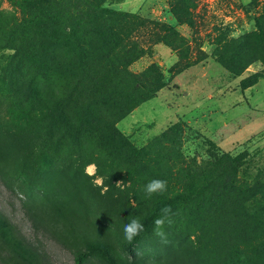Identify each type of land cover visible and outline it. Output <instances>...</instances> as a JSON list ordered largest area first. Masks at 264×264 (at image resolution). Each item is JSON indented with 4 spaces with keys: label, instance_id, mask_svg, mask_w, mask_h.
<instances>
[{
    "label": "rangeland",
    "instance_id": "1",
    "mask_svg": "<svg viewBox=\"0 0 264 264\" xmlns=\"http://www.w3.org/2000/svg\"><path fill=\"white\" fill-rule=\"evenodd\" d=\"M171 5L176 12L188 10L183 18L192 25L178 22ZM104 6L172 26L185 40L177 53L151 43L144 30L137 42L146 52L128 66L139 75L155 64L166 83L113 123L133 149H145L151 159L132 163L125 148L113 152L94 135L71 131L62 114H22L21 95L0 92V217L17 245L38 255L30 264H75L89 247L102 248L108 257L92 254L83 264H264L257 251L264 238L255 219L240 220L236 198L227 191L228 201L217 208L209 207L211 191L197 195L189 209L168 205L174 222L163 227L167 242L154 232L162 215L158 203L173 200L185 185L187 194L192 185L208 184L225 154L242 161L238 186L264 187V0H106ZM0 10L12 8L0 0ZM240 50L251 63L235 75L218 59ZM175 66L185 69L175 75ZM254 74L263 79L241 89V81ZM51 83L59 86L54 90L64 86L57 79ZM41 85L52 89L48 82ZM152 179L167 181V190L147 198L144 187ZM247 213L255 218V201ZM151 216L139 241L128 243L124 225ZM1 240L3 255L14 257L9 264H23Z\"/></svg>",
    "mask_w": 264,
    "mask_h": 264
},
{
    "label": "trees",
    "instance_id": "2",
    "mask_svg": "<svg viewBox=\"0 0 264 264\" xmlns=\"http://www.w3.org/2000/svg\"><path fill=\"white\" fill-rule=\"evenodd\" d=\"M6 1L12 11L0 10V53H10L0 56V92L20 94L22 114H62V123L67 124L71 131L94 135L98 145L109 147L113 152L119 153L125 148L132 155V163L141 165L143 159L150 160L151 154L145 149H133L113 123L139 104L151 100L166 86L155 64L139 75L128 71V66L146 52L144 46L138 45V34L145 30L152 37L151 43H163L179 53V44L185 40L178 31L167 24L106 8V0ZM171 13L178 22L192 25L189 18H183L189 17L188 10L176 12L171 5ZM258 31L260 34V25ZM257 36L254 35L255 38ZM244 52L231 51V57H221L219 63L230 73L240 75L251 63V60H244ZM174 68L172 74L175 75L185 69ZM54 79L67 87L54 90L59 87H52L51 80ZM259 79H263L262 75L254 74L242 80L240 88H251ZM47 82L49 86L52 84V89L49 87L47 90V85H41ZM241 163L239 157L232 159L225 154L213 165L208 184L192 185L193 191L189 190L187 194L184 193L188 190L185 185L182 193L173 200L158 203L157 211L172 204H182V209H189L196 205V196L206 191H211L214 196L209 207L217 208L219 202L228 201L223 195L227 191L236 198L235 209L241 213L239 219L244 222L255 219V226L264 238V187L256 182L255 187L237 185V169ZM160 168L161 164H157L156 171ZM254 201L255 218L247 213L248 204ZM153 219L151 216L142 221L144 230ZM10 228L0 217L2 243L14 254L18 252L23 264L33 263L38 255L30 246L17 245ZM141 234L132 243L138 242ZM257 251L264 262V241ZM3 254L0 247V264L12 263L9 261L14 257ZM92 254L108 257V252L102 248L89 247L76 256L75 264H83Z\"/></svg>",
    "mask_w": 264,
    "mask_h": 264
},
{
    "label": "clouds",
    "instance_id": "3",
    "mask_svg": "<svg viewBox=\"0 0 264 264\" xmlns=\"http://www.w3.org/2000/svg\"><path fill=\"white\" fill-rule=\"evenodd\" d=\"M119 186V182L117 183ZM167 190V181L161 179H152L144 187V191L147 198H151L153 194H162ZM161 217L154 221V232L157 236L161 238L162 241H166L165 233L163 232V227L165 223L169 226L174 222L171 219L172 209L170 206H166L161 209ZM144 231V225L142 224L139 217L131 219L127 224L124 225L123 232L124 238L128 243H132L134 238Z\"/></svg>",
    "mask_w": 264,
    "mask_h": 264
}]
</instances>
